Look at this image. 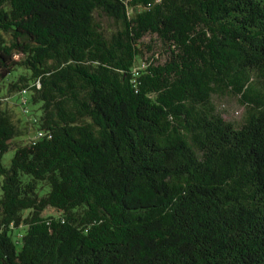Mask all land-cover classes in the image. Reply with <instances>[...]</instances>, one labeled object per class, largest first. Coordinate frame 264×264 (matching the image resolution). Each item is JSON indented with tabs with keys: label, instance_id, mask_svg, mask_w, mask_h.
I'll use <instances>...</instances> for the list:
<instances>
[{
	"label": "trees",
	"instance_id": "16d2710c",
	"mask_svg": "<svg viewBox=\"0 0 264 264\" xmlns=\"http://www.w3.org/2000/svg\"><path fill=\"white\" fill-rule=\"evenodd\" d=\"M0 264H264V0H0Z\"/></svg>",
	"mask_w": 264,
	"mask_h": 264
},
{
	"label": "rangeland",
	"instance_id": "374dc122",
	"mask_svg": "<svg viewBox=\"0 0 264 264\" xmlns=\"http://www.w3.org/2000/svg\"><path fill=\"white\" fill-rule=\"evenodd\" d=\"M218 109L221 111L222 118L225 121L229 122H236L240 119V116L242 114L243 109L236 103L235 100L232 99H224L217 101ZM4 107L8 108L10 111H12L13 119L20 120L21 123L24 121L23 115L20 113V111L17 110L16 107L12 105L11 99H8L4 103ZM29 137H32L30 135ZM28 138L25 139V142H28ZM13 152H8L4 158L3 162L6 164L8 163L9 159L12 157Z\"/></svg>",
	"mask_w": 264,
	"mask_h": 264
}]
</instances>
